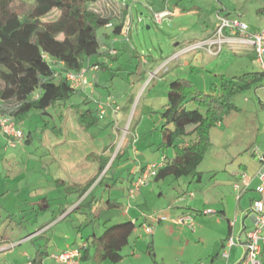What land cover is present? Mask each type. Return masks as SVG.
Instances as JSON below:
<instances>
[{
    "label": "rangeland",
    "instance_id": "1",
    "mask_svg": "<svg viewBox=\"0 0 264 264\" xmlns=\"http://www.w3.org/2000/svg\"><path fill=\"white\" fill-rule=\"evenodd\" d=\"M123 1L132 9L125 22L130 23L128 37L122 34L114 41L117 53L99 56L100 60L112 65L110 69L103 70L98 64L96 70H90V77L102 83L97 87L95 83L94 93L86 95L85 99L72 96L68 107L56 103L48 108L49 114L31 111L19 123L25 137L16 145L10 144L0 133V264H33L31 260L38 250L47 251V254L42 252V256H46L43 264H53L55 254L71 249V240L76 239L78 247L82 237L93 232L102 234L105 221L110 225L130 217L138 224L129 245L123 250L124 258L118 264H199L208 261L209 254L215 253L222 231L217 227L216 217L219 215L214 212L204 215L191 211L197 230L200 221H208L206 226L211 230L204 237L194 235L189 227L186 236L171 234L165 228L158 236H152L145 225L139 226L146 221V216L159 213L162 205L176 203L175 192H170L171 184L168 187L173 176L168 181H151L149 189H155L156 196L150 198V193L147 203L136 199L138 194L131 198L128 186L131 179L137 177L142 162H156L158 155L164 152L170 156L173 154L170 147L158 149L157 142L162 138L160 127L166 120L163 115L171 111L178 98L171 91L177 80L188 79L197 90L208 93L218 90L223 75L234 77L250 71H263L255 49L243 52V47L223 44L224 50L220 54H211L207 48H199L196 44L206 38V31H216L219 26L221 21L217 14L222 8L221 1L232 10L231 16L248 25L249 32L261 33L264 16L258 10L264 6V0ZM166 7L173 11V15L157 22L154 12ZM177 7L183 10L179 15L174 12ZM96 8L101 9V5ZM233 10L244 15L238 17ZM106 31L102 28L98 32L103 35ZM107 41L111 45L112 40ZM76 99L78 105L71 106L70 102ZM100 101L113 102L120 110L110 107L97 126L86 129L79 123L78 113L88 108L98 110ZM233 101L239 109L211 129L212 146L201 166L205 171L206 194L200 190L196 193L197 198L187 195L184 203L179 204L189 203L199 209L203 208L204 202L216 201L217 192L226 187L222 183L226 181L228 184L231 177L230 169L226 167L229 163L225 162L239 156L244 157L241 161H249L253 151L251 145L261 144L264 139V83L238 93ZM28 135L31 142L25 141ZM128 139L134 143L123 147ZM101 161H108L107 167L113 170L85 201L95 199L97 205L93 211L101 206L99 216L94 219L90 208L71 212L74 207L70 208V198L79 201L78 192L69 189L70 178L80 176L75 181L86 185L98 176ZM211 167L217 169V178L209 171ZM98 177L94 184L99 182L101 175ZM192 177L179 179L184 185L185 179ZM175 184L179 183L174 180L172 185ZM159 187L166 190L165 196L157 195ZM143 189L148 191L145 186ZM44 197L51 205L41 208L40 204H47L42 200ZM108 199L117 201L120 206L108 209L105 205ZM61 209H66V214L71 213L60 218ZM159 216L169 217L161 212ZM89 220L95 221L87 226ZM163 222L168 224L166 220ZM155 236V254H149L148 243ZM103 264L112 263L107 260Z\"/></svg>",
    "mask_w": 264,
    "mask_h": 264
},
{
    "label": "trees",
    "instance_id": "2",
    "mask_svg": "<svg viewBox=\"0 0 264 264\" xmlns=\"http://www.w3.org/2000/svg\"><path fill=\"white\" fill-rule=\"evenodd\" d=\"M101 2L102 0H0V82L3 84L0 89V112L13 116L20 129L22 127L19 123L31 111L49 114L50 106L65 104L75 93H82L74 90L66 80L64 71L69 69L80 72L83 68H92L91 59L103 54L101 50L106 43L103 35L99 34V29L107 28L109 23L115 21L109 26L112 28L111 34L122 36L126 19L132 10L128 2L116 1L112 7L97 9L96 6L101 5ZM248 48L253 50L251 46L242 50ZM105 54L111 55L110 50L105 51ZM98 64L100 63L96 62L94 66ZM105 65H100L103 70H107ZM263 80L264 70L250 71L234 77L223 75L218 90L208 93L197 90L188 79L177 80L171 91L178 98L171 111L163 115L166 120L160 127L164 134L161 146L172 148L173 156L163 158L165 164L158 169L154 181L165 180L170 176L179 179L189 175L198 176L200 180L202 173L199 168L212 146L211 129L223 121L226 115L239 109L233 101L238 93L258 83L263 84ZM94 83L96 87L102 84L98 80ZM7 101H10L8 105L5 103ZM192 105L194 107L190 108ZM98 113L99 108L85 109L79 112L78 121L86 129L97 126L100 120ZM30 137L28 135L25 141L31 142ZM106 165L107 162L101 164L98 176ZM144 167L145 165L142 169ZM107 171L102 174L97 185L104 181ZM98 176L89 180L86 185L69 186L70 190L78 192L79 201L75 202L71 212L82 208L93 211L94 205H97L94 204L95 199L85 202L92 192L84 196L98 180ZM42 200L47 204H40L41 208L51 205L47 197ZM105 205L108 209L120 206L110 199ZM100 207L97 206L95 212H92L94 219L99 216ZM66 211L61 209L59 216L64 215L63 218H66L71 213L66 214ZM93 221L95 220H89L86 225ZM144 224L145 221L139 226ZM136 226L137 220L131 218L110 225L105 221L102 234H89L75 248L80 254L78 262L103 264L109 260L112 264H118L124 258L123 250L129 245ZM148 245L149 254H153V239ZM42 252L47 254V251ZM42 252L38 250L31 260L33 264H43L46 256H42Z\"/></svg>",
    "mask_w": 264,
    "mask_h": 264
},
{
    "label": "crops",
    "instance_id": "3",
    "mask_svg": "<svg viewBox=\"0 0 264 264\" xmlns=\"http://www.w3.org/2000/svg\"><path fill=\"white\" fill-rule=\"evenodd\" d=\"M114 2H116V1H114V0L113 1L102 0L101 7L103 8V7H106V6H111ZM220 3H221V7L222 8H220L218 10V14H217L218 15V20H219L220 17H226L228 19H233V18L236 19V17H233L230 14V12L232 10L228 6H226L222 1ZM174 12L177 13V15H179V14H181L183 12V10L180 9L179 7H177L174 10ZM233 13L235 15H237L238 17L244 15L243 13H237L234 10H233ZM258 13L264 16V6L260 7V9L258 10ZM106 29H107V31L103 34V37L105 38V42L106 43L102 47V50H101V52H103V54H105V51H109V49L111 47L116 48V46L114 44V41L117 38L120 37V36H114L113 34H111L112 33V28L111 27L108 26ZM214 33H215V31H211V32L206 31L205 37L207 38V37L213 36ZM109 39L112 40L111 45L110 44L108 45V41L107 40H109ZM116 51H118V48H116ZM242 51L243 52H248V51H252V49L248 48V49H243ZM105 55L108 56V54H105ZM96 62H99L100 65H101V63H105L106 64L105 66H107V69H110V67H112L111 64L108 65L105 61L100 60L99 56H97V57L91 59V62H90L91 64L90 65H92L91 66L92 70H96V68L99 67L98 65L94 66L96 64ZM261 65H262V69L264 70L263 64H261ZM2 87H3V84H2V82H0V89ZM96 90L98 91V88H96ZM74 95H75V97L85 99L87 94L83 92V93H75ZM77 99L71 101L70 105L71 106H77L78 103H79L77 101ZM89 100H91V99H87V101H89ZM5 103H6V105H8L10 103V101L9 102L7 101ZM61 104L64 107H68V102L65 103V104H63V103H61ZM230 114H228V115H230ZM164 122L165 121H163V123ZM221 122H219L216 126H219ZM0 133H1V135L3 134L1 129H0ZM163 139H164V134L162 133L161 140L159 142H157L158 149H162V150L167 149V148H164V147L161 146V143L163 142ZM130 142H132V144L134 143L133 140L130 141L128 139L127 143H125V145H123V147L129 145ZM256 142H254V143H256ZM260 143L261 144H257L256 143V144H254V146H252L253 144L251 145L250 148H252L253 151H252V154L250 155V157H252V158L249 161L243 162V161H241V159L244 158V157H240L239 156L238 159L236 158V160H232L231 159V160H228V161L225 162V163H229L226 167L230 169L229 172H230V176L231 177H230L229 180L226 179L228 184H226V181L224 183H222L223 186H226V187H225V189H221V191L217 192V194L215 195V197H216L215 200L216 201H213V203L209 202V203H211V205H209V203L204 202V203H202L203 204L202 205L203 208L196 209V208L191 207V205H189V203H187L185 205L179 204L181 202L184 203L183 200H184L185 196H187V195H190V197H192L193 199L197 198V194L196 193H199L200 190H201V192H204L206 194V187H205V184L203 182L205 171L201 168V166L205 162V160H206L205 158L207 157L208 154L204 158L205 160L203 161V163L201 164V166L199 168V170L202 173V176H201L200 180H198V176L193 175L192 178L185 179L186 183L184 182V185H182L181 184V180H180L181 178L180 179H177V178L175 179V177H174V179H171V181L168 184V187L171 184V186L169 187V188H171L170 192H172V191L175 192V199H176L175 201L178 204L171 202L168 205H162L161 210L158 211L159 213L161 212L163 215H165L166 213L168 214L169 219L166 220V221H168L167 222L168 224H163L164 220H162V219H158L157 221L148 220V225H153V227H154V233L152 234V236H154V235L158 236L159 233L161 232L162 228H165L166 230H168V232L171 231L170 232L171 234H173V233H175V234L181 233L183 236H186V233H188L187 231H189L188 228H187L188 226L187 225L178 224V223L174 222L173 218H176L181 213H186V212H190L191 213V211L197 212V213H199V212L202 213V211H208V209L217 208L216 211H212V213L213 212L214 213L217 212L216 214L219 215L216 218H217V227H219L221 229V231H222L221 237H220V239H218L219 243H216L215 253L214 254H209L210 258H209L208 261H202L199 264H240V262L242 261V259L244 257V254H245L246 243L248 242L247 240L249 238V235L256 228V216H255L254 212L252 211V207H253V205H254L256 200L262 201L264 203V196L261 195L258 192V190H257V187L259 185V179L256 176H255V178H254V180H253V182L251 184L252 185L251 188H249V190L244 192L240 196L239 199L237 198V191L235 189L234 183L236 181H238L239 175L241 173H243V172H247L250 176L256 175L258 173V169L261 166V162H260L258 156L259 155H263L264 156V139ZM123 147H121V148H123ZM138 151H139V149L136 148L135 152L138 153ZM172 151H173V149H172ZM119 155H118V157H119ZM171 156H173V154ZM171 156L167 155L164 152L163 154H159L158 155L159 159L156 160V162H160L164 157L169 158ZM222 158L223 159H225V158L226 159H230L227 156H225V157L222 156ZM156 162H142L141 166H140V169H139V172H138V175L141 173L142 167L144 165L154 164ZM238 162H239V164H238ZM110 163L112 164V160L110 161ZM101 164H102V161L100 162L99 170H100ZM108 164L109 163L107 161L106 168L101 173V176H102V174L105 171H107V169H108V171H107L106 175L110 171L113 170L112 168H114V166H113L114 164H112V168L111 169L107 167ZM227 168H226V170H227ZM99 170H98V172H99ZM209 171L213 172L214 173V177L216 176V178H217L218 174H217V169H215V167H211V169ZM134 173H136V172H134ZM138 175H137V177H138ZM137 177H134V178L131 179L130 184L128 186V189L131 186L132 182ZM79 178H80V176L78 178L77 177L76 178L73 177V179L70 178V185H74V183L75 184H79L78 181H75L76 179H79ZM115 178L116 177H114L113 179H115ZM170 178L171 177L165 179L164 181H168ZM174 180H176L177 183H179L178 185H180V187L182 188V191L180 190V188H178L179 187L178 185H176V184L172 185V184H174ZM161 181H163V180H161ZM152 182L156 183V182H159V181L152 180ZM152 182L149 185L145 186V188L148 189L149 193L146 190L144 191V189L142 188V190L138 193L136 199L139 198L140 201H143L142 203H147V201H148L147 196L150 193H151L150 198H155L156 190L153 189V188L149 189L151 187ZM96 186H97V183L94 184V186L91 187V189H89V191H87V194L84 197L88 196V194L93 192V190L96 188ZM165 192H166L165 189H162V187H159V192H158L157 195L158 196H161V195L163 196L165 194ZM166 198H167V196H166ZM72 199H73V197L70 198V208L75 206V202L71 201ZM159 213H154V214H156L157 217H158ZM63 216H61V217H63ZM131 219H133V218H131ZM210 220H213V218H210ZM207 222L208 221H205V222L204 221H200V224L198 226V230L196 228H195V230L192 229L194 231V235L199 234V236L204 237V235L208 231L211 230V228L209 229V226H206ZM229 235L230 236L231 235L234 236L235 244L230 248L229 258L226 259V258H224V256H221V255H222L223 249L225 248V245H226L225 243L228 240L227 238L230 237ZM156 236L153 237V242H155ZM225 239H227V240L225 241ZM83 240H84V237H82V242H83ZM81 243H78V245L81 244ZM76 244H77L76 239L71 240L70 241V248H71L70 250L75 249L77 247ZM9 250H12V248L10 247ZM184 253H187V250H185ZM221 258L225 259L226 261H223ZM53 264H58V263L54 261Z\"/></svg>",
    "mask_w": 264,
    "mask_h": 264
},
{
    "label": "built area",
    "instance_id": "4",
    "mask_svg": "<svg viewBox=\"0 0 264 264\" xmlns=\"http://www.w3.org/2000/svg\"><path fill=\"white\" fill-rule=\"evenodd\" d=\"M173 15V11L170 8L164 9L163 11H155L154 17L157 22H162L164 18ZM220 24L217 27L213 36L207 37L205 40L196 44L199 48H207L211 54H220L224 49L223 44L228 47H248L251 46L255 49L259 62L263 64L264 68V29L261 33H251L248 31V25L243 23L239 19H228L226 17H220ZM129 20V18H128ZM108 26H112L111 23ZM127 30V31H125ZM130 30V23H126L122 30V34L127 36V32ZM197 48V47H195ZM110 52L113 54L117 53L115 48H110ZM90 70L92 68H83L80 72L73 70H65L64 76L66 80L71 83L75 91L84 92L87 94L94 93L95 83L90 77ZM99 118L103 119L106 112L110 107L114 108L115 111L120 110L118 105L114 106V103L98 102ZM0 129L3 134L8 138L10 144L16 145L21 142L24 138V132L20 129L13 116L0 112ZM261 166L258 169L256 175L250 176L247 172H243L239 175L238 181L234 183L237 191V198L251 188V184L256 177L259 179V185L257 187L258 192L264 196V156L259 155ZM165 164L162 159L160 162L154 164L145 165L138 177L132 182L129 187V195L131 198L135 197L144 186L150 184L156 177L157 171L160 167ZM252 211L256 216V228L250 233L248 242L246 243V250L244 257L240 264H264V203L256 200ZM212 211H202L204 215H210ZM158 219L168 220L167 216H158L156 214L146 216L145 229L148 233H154L153 225H148V220L157 221ZM174 222L182 225H187L189 228L195 230V217L190 212L181 213L176 218H173ZM235 244L234 236H230L227 240L225 248L222 251L224 258H229L230 248ZM13 248V247H11ZM79 252L77 249L67 250L60 254H55L54 260L58 264H78Z\"/></svg>",
    "mask_w": 264,
    "mask_h": 264
}]
</instances>
